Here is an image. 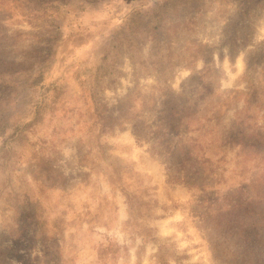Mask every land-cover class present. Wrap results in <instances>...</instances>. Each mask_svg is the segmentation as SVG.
Wrapping results in <instances>:
<instances>
[{
	"label": "rangeland",
	"instance_id": "obj_1",
	"mask_svg": "<svg viewBox=\"0 0 264 264\" xmlns=\"http://www.w3.org/2000/svg\"><path fill=\"white\" fill-rule=\"evenodd\" d=\"M0 264H264V0H0Z\"/></svg>",
	"mask_w": 264,
	"mask_h": 264
}]
</instances>
